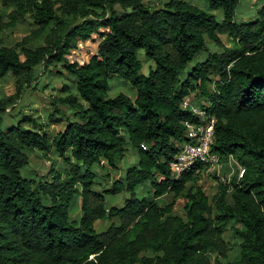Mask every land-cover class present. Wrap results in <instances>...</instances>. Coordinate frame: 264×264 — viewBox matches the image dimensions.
Masks as SVG:
<instances>
[{"label":"trees","instance_id":"16d2710c","mask_svg":"<svg viewBox=\"0 0 264 264\" xmlns=\"http://www.w3.org/2000/svg\"><path fill=\"white\" fill-rule=\"evenodd\" d=\"M199 1L0 0V34L36 26L14 45L0 38V78L12 76L15 90L0 97V264H264V0L246 21L241 0ZM93 37L95 53L76 60ZM139 51L154 63L147 74ZM54 67L74 80L47 121L22 110L6 125ZM113 77L134 98L109 97ZM188 96L216 120L212 151L227 179L211 199L199 183L206 167L179 179L169 168L186 142L183 122L194 120L181 108ZM50 122L63 123L53 137ZM35 153H53L61 168L23 176ZM96 222L108 226L97 231Z\"/></svg>","mask_w":264,"mask_h":264},{"label":"rangeland","instance_id":"374dc122","mask_svg":"<svg viewBox=\"0 0 264 264\" xmlns=\"http://www.w3.org/2000/svg\"><path fill=\"white\" fill-rule=\"evenodd\" d=\"M147 5L153 6V7H162L163 4L166 2V0H143ZM191 3L197 4L199 6L201 5V2L199 0H188ZM260 8L258 4V0H241L239 7L237 9L238 18L241 21L248 20L255 12ZM0 12H1V2H0ZM5 13H3V17ZM36 26H33L31 21L28 20L24 24H20L15 28L6 30L2 34H0V38L2 39V42L4 45L11 46L19 41L25 36L29 34L31 30H34ZM221 42L225 45H229V39L226 36H220ZM39 40L35 42V44L31 47H35L38 45ZM98 38L93 37V39L79 44V48L74 53V58L76 60L82 62L86 61L89 57H91L92 54L96 51ZM208 51L209 52H218L219 49L215 47L212 44L207 43ZM204 56H206L204 54ZM203 56V57H204ZM138 59L142 62V72L147 74V70L149 67H154V63L152 61H149L145 58L144 52L139 51L138 52ZM193 65V62L189 64V67ZM57 68L50 69L52 73L45 74L39 81L38 85L35 86L34 89H27L25 93L22 95L19 101L14 105L13 110H9L8 113L4 115V120L6 125H14L16 122V117L11 118L10 116H13V114L17 115L18 118L22 117V110H25V112H31L34 116H38L39 122L41 121H47L48 115L50 114V108L52 107L51 101L63 96L62 88L64 84H72L71 77L62 74L57 75L55 71ZM185 73L181 76L184 77ZM110 85V91L108 93L109 97L115 96L117 93H123L130 98H134L135 96V90L133 87L126 82L125 80L119 78V77H113L109 80ZM39 87V88H38ZM210 87V86H209ZM37 88V89H36ZM14 79L12 76L7 75L4 78H0V97H8L14 94ZM58 108L63 113L67 112L66 107H62V105L58 104ZM57 117V114H54L52 117V120ZM17 118V119H18ZM63 124V123H62ZM61 124V125H62ZM60 124H49V126L46 128L48 129L47 135L54 136L58 130L62 129V126ZM132 160H124L122 166L124 167L126 164L131 162ZM234 164L231 163V170H235ZM50 166H52L54 169L59 170L62 166V161L58 159L53 153L47 154V158H44L41 154L35 153L30 156V164L29 166L22 170V175L28 178H34L37 179L35 176L38 174L39 176L45 175L46 172L49 170ZM96 171L101 174V170L99 168H96ZM103 173V172H102ZM232 173V172H231ZM35 174V175H34ZM113 177H117V173H113ZM227 177L226 175H223L222 173V164L219 163L218 167L208 168L206 167L200 172V185L202 187V190L204 193L209 197V199L212 198V196L217 192V184L220 182H224ZM104 182V181H103ZM105 184V183H103ZM171 200V197H165L163 199V202L165 201L169 202ZM112 204L120 205L121 201L119 198L111 199ZM184 206V200L179 198L175 201L174 206V212L176 214L183 215V208ZM80 215L79 212V204L77 205H71L69 209V216L72 220H78ZM108 226V222H96L94 224V227L97 231L104 230Z\"/></svg>","mask_w":264,"mask_h":264},{"label":"built area","instance_id":"2783aa9c","mask_svg":"<svg viewBox=\"0 0 264 264\" xmlns=\"http://www.w3.org/2000/svg\"><path fill=\"white\" fill-rule=\"evenodd\" d=\"M204 105V108L208 107V104ZM181 108L190 112L194 120L183 122L186 142L169 163L171 175L175 179L199 165L208 168L219 166V156L212 151L216 122L214 116L196 104L192 96L183 99Z\"/></svg>","mask_w":264,"mask_h":264}]
</instances>
